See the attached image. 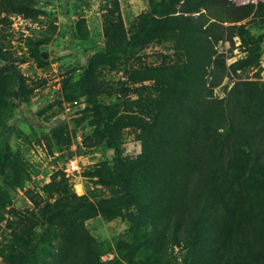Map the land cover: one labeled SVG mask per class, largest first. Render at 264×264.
Here are the masks:
<instances>
[{
    "label": "trees",
    "instance_id": "trees-1",
    "mask_svg": "<svg viewBox=\"0 0 264 264\" xmlns=\"http://www.w3.org/2000/svg\"><path fill=\"white\" fill-rule=\"evenodd\" d=\"M176 3L149 0L148 11L129 28L120 17L118 2L108 9L104 52L83 68L72 98L84 99L83 115L97 124L96 137L113 150L112 165L95 174L100 184L110 188V196L96 202L83 200L63 190L53 178L45 193L56 192L58 198L38 214L27 213L18 220L7 264H39L40 252L49 259L55 247V264L96 263L95 255L103 247L84 222L97 216L107 221L123 219L130 225L133 242L119 238L115 244L128 264H174L139 237L148 223V210L155 205L162 206L163 215L170 219L163 229L169 230L172 244H187L191 258L186 254L181 264H264V88L236 83L219 99L204 81L214 59V45L222 37L214 23H229L241 30L237 23L250 18L254 6L236 8L228 0H184L175 15ZM30 4V0L18 3L16 8L29 15L39 13ZM153 42L171 43L175 63L164 60L160 66L126 71L130 84L155 80L156 99L136 105L140 113L143 107L156 108L149 125L139 115L118 116V109L105 108L98 99L130 91L123 83L119 88L107 83L103 70L118 69ZM252 49L235 63L234 71L258 62V43ZM0 82L16 85L15 96L25 105V80L12 65H0ZM219 82L215 79L213 86ZM130 125L149 129L135 161L123 159L121 150L122 130ZM21 167L9 148L0 151V178L7 186L0 188V220L10 201L8 189L24 182ZM246 188L258 195H250ZM39 228L42 233L37 234Z\"/></svg>",
    "mask_w": 264,
    "mask_h": 264
},
{
    "label": "rangeland",
    "instance_id": "rangeland-1",
    "mask_svg": "<svg viewBox=\"0 0 264 264\" xmlns=\"http://www.w3.org/2000/svg\"><path fill=\"white\" fill-rule=\"evenodd\" d=\"M30 1L29 6L39 13L29 15L16 8V4L29 3V0H0V56L6 60L0 58V65L8 63L23 76L27 94V102L20 105L15 96L16 85L0 82V151L9 148L24 175L21 186L8 189L10 201L0 220V264H7L5 258L14 232L18 233V220L27 213L38 214L46 203L58 198L56 192L45 193L53 178L63 185V190L83 200L96 202L110 196V188L100 184L95 174L104 166L112 165L113 150L96 137L97 124L83 115L84 99H73L72 94L89 60L104 52V17L113 8V2H118L120 17L127 28L149 9V0ZM183 2L177 0L175 15L179 14ZM259 5L264 6L258 3L250 18L237 23L243 27L241 30L229 23H214V29L222 37L214 45V59L204 75L214 97L223 99L236 83H253L264 88V10H259ZM231 32L235 33L232 37ZM257 43L258 62L234 71L235 63L245 59ZM164 60L171 65L177 60L173 45L153 42L135 53L134 58L123 61L118 69L105 68L103 78L107 83L115 88L123 83L130 91L125 96L122 91L112 97L101 96L99 103L105 108L118 109V116L139 115L146 124L152 125L156 108L143 107L140 113L136 105L149 98L156 99L155 80L130 84L126 71L160 66ZM215 79L220 80L217 86H213ZM129 106L131 109L125 111ZM148 132L146 127L131 125L122 130L123 159H138ZM0 188L7 189L3 178H0ZM246 190L250 195H258ZM162 208L158 205L149 208L148 223L139 237L157 247L163 258L181 264L186 254L189 255L187 244L181 247L172 244L169 230L163 229L164 222L170 219L163 215ZM84 225L103 247L92 264H128L115 245L119 238L128 243L134 240L125 220L107 221L97 216ZM36 233H42V229ZM56 252L55 247L49 259L40 252L39 264L44 261L53 264L57 261L54 260ZM13 253H18V249Z\"/></svg>",
    "mask_w": 264,
    "mask_h": 264
},
{
    "label": "built area",
    "instance_id": "built-area-1",
    "mask_svg": "<svg viewBox=\"0 0 264 264\" xmlns=\"http://www.w3.org/2000/svg\"><path fill=\"white\" fill-rule=\"evenodd\" d=\"M228 2L236 8L245 6H256L258 3L264 4V0H228Z\"/></svg>",
    "mask_w": 264,
    "mask_h": 264
}]
</instances>
